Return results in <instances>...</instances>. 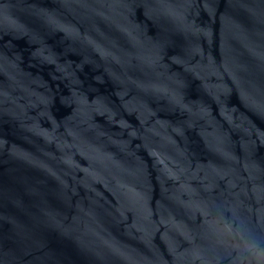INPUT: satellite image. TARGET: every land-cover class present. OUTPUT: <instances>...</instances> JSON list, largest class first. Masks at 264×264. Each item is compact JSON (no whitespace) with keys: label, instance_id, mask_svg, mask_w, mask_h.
<instances>
[{"label":"water","instance_id":"obj_1","mask_svg":"<svg viewBox=\"0 0 264 264\" xmlns=\"http://www.w3.org/2000/svg\"><path fill=\"white\" fill-rule=\"evenodd\" d=\"M0 264H264V0H0Z\"/></svg>","mask_w":264,"mask_h":264}]
</instances>
